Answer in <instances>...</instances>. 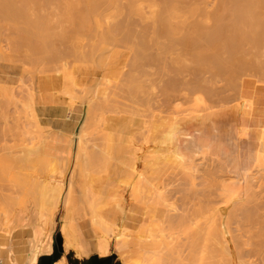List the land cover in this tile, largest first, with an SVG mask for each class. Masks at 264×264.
Returning <instances> with one entry per match:
<instances>
[{
    "label": "bare ground",
    "instance_id": "bare-ground-1",
    "mask_svg": "<svg viewBox=\"0 0 264 264\" xmlns=\"http://www.w3.org/2000/svg\"><path fill=\"white\" fill-rule=\"evenodd\" d=\"M95 30L96 41L85 49L84 36ZM178 46L177 56L168 62L169 48ZM70 56H74V64L68 61ZM263 59L264 0H0L1 114L10 116V107L3 110L9 104L15 111L20 108L16 85L23 81L21 72L27 71L32 79L27 107L35 113H31L35 118L31 121L33 126L39 128L34 130L32 138H27L26 126H20L23 132L19 136L15 126L11 129L9 117H3L11 122L9 133L20 137V143H16V137L13 141L4 130H10L9 124L0 119L7 125L0 123L5 126L0 127V134L5 136H0V181H6L8 175L14 177L8 179L13 182L9 187L0 184V195L8 197L14 209L19 204L24 206L14 214L17 218L13 219L14 223L18 222L21 227L30 224L34 232L29 261L23 257L13 262L9 249L8 260L12 264H41L47 237L44 224L54 219L60 204L68 207L74 200L85 208L90 224L98 227L99 233L86 235L102 255L108 250V236L114 235L115 228L119 227L123 234L132 232L136 221L132 220L130 206L116 203L105 210L106 196L79 184L86 169L98 164L113 181L134 175L132 149L127 145V118L116 119L119 134L113 138L109 133L107 141L112 143L103 146L89 143L87 121L90 114L96 116V110L102 108V103L95 99L103 97L108 101L110 98L106 84L113 80L109 76L119 77L121 87L126 88L134 101H139L144 91L150 89L145 78L147 68L155 61H165V67L172 73L165 88L167 114L155 115L153 127L157 125V128L152 129V134L154 140L170 151L171 157L166 160L172 164H163V171L156 169L158 172L151 173L155 175L150 174V179L145 175L148 180L142 174L141 177L147 180L143 183L146 186L147 183L152 186V182L156 185L160 179L161 184L169 186L164 189L167 195L160 190L162 196H180L173 201L171 198V203L166 198L170 204H164L162 198L163 211H166L160 215L161 208L155 213L162 217L166 231L160 225L159 234L165 238L163 243H146L144 253L152 254L155 263L143 254L145 264L150 260V264H264V175L261 173L264 171V117L260 118L257 109L259 101L246 86L245 79L233 82L237 98L241 100L233 106L228 95L211 105L213 91L206 86L224 76L233 80L254 71L260 76L255 88H264ZM17 62H23L25 67ZM84 67L88 69L85 68L86 75L82 76L80 69ZM85 97L88 101L80 102L82 116L78 130L68 135L71 152L61 158L66 159L64 163L70 158L73 160L71 175L64 184V179L62 182L57 179L61 176L53 174L55 167L61 165L55 152L59 150L48 149L51 145L47 141L43 106L38 104L65 100L74 107L78 99ZM190 100L199 102L204 109L198 113L182 109V102ZM17 117H21L20 113ZM258 125L260 129L256 128ZM6 134L13 143L7 140ZM50 166L54 168L53 173ZM165 166L172 167L171 171L165 170ZM60 167L59 172L65 170ZM33 168H38V172ZM153 176L159 181H154ZM18 186L25 193L22 200L11 196L17 195L15 187ZM135 194L136 198L140 195L142 198V190ZM154 198L157 197L154 195ZM172 207L178 210L177 214H173ZM119 210L124 213H115ZM146 237L143 236L144 240ZM157 245L162 246L161 250ZM87 248L83 253L91 251ZM3 249L4 246L0 247V251ZM51 250L50 246L47 253Z\"/></svg>",
    "mask_w": 264,
    "mask_h": 264
},
{
    "label": "rangeland",
    "instance_id": "rangeland-1",
    "mask_svg": "<svg viewBox=\"0 0 264 264\" xmlns=\"http://www.w3.org/2000/svg\"><path fill=\"white\" fill-rule=\"evenodd\" d=\"M144 5H146V3H144ZM147 9H145V10H147ZM96 32H97V30H95L94 32H91L88 35L84 36L83 43L86 44L85 49H89L92 46L91 44H93L96 41V39H97V37L95 36ZM179 48H180V46L169 48L168 53L166 54L168 62H170L171 59H173V58H175L177 56V53L180 50ZM74 60H75L74 56H70L68 58V61L72 62L73 64H74ZM17 64H20L22 67H25V64L23 62H17ZM88 65H92V64H88ZM75 66H78V64H76ZM85 68L86 67H84L82 69L79 68L80 72L82 73V76L86 75ZM86 69H88V68H86ZM147 70L149 72H148V76H145V78H146V80L148 79V84H149V88L150 89L148 91L147 90L144 91L143 97L141 96L139 98V101H134V99H132L130 97V94H128L126 88L121 87V85H120L121 81H120L119 77L109 76V78L113 80V81L107 82V84H106L109 87L110 98L108 99V101L103 99V97L96 98L95 100L97 102H101L102 103V108L101 109L98 108L96 110V113L98 112V114H96V116H95V113H93L92 115L90 114V116H88V121H87V123H88V126H87L88 135L87 136H88V140H91V142L89 141V143L93 142V143H96V144H99V145H102V144L106 145L107 143H112V141L111 142L107 141L109 133L114 135L113 138H116V136L119 134V130L117 129V124H116V119L121 118V117L122 118L123 117L127 118L126 122H128L127 123V128H128V131H129V133L127 134V137L129 138V141L131 142V143H129V141H127V145H129L130 148L132 149L131 150L132 151V156L131 157H132V164H133L132 166H133V172H134L133 174L134 175L132 176V180H131L130 184L129 183L127 184V182H121V181H123L122 177H119L120 180L115 181L116 182V186H118V189H121L122 191H124L125 200H124V198H119L117 200L116 199L110 200V199L105 197L106 198L105 202L107 204L104 206V208H105V210H108L111 207H114L116 203L122 204L124 206L127 205V207L130 206L133 209L132 210V220L136 221L134 224H137L139 222L140 212H141L140 206L142 205L144 208H146V210H147L146 211V213H147L146 214V224L148 225V227L151 226V230L147 231L146 234H144V235L139 237L141 242L145 246L142 245L140 247L141 249L139 251H140V255L141 256H140V260H139L138 264H142V260L144 261L143 262L144 264L147 263L144 260L145 257L143 256V254L144 255L146 254V253H144V250H145L144 247H146V245H147L146 243H150V242H152V243H156V242L163 243L162 241H164L165 237L163 238V237L160 236V234H159L160 227L159 226L161 225L162 228L165 229L164 231H166V228L163 226V222L161 220L162 217L159 216V215H156V213L158 212V210L160 212L161 208H162L161 210L163 211V206H162L163 205V203H162L163 200H164L163 201L164 204L165 203L167 204V202L169 203V201L171 203V198H172V201H173L174 197H175V195L173 197L172 194L171 195L169 194V196H172V197L168 196V198H167V196H166L167 194H166L164 189H166V188L168 189L169 186L166 185L167 186L166 187L164 182H162V184H161V179H160V183L156 182L157 183L156 185H155V182H152L153 178L151 179V182H152L151 185L152 186H149L150 184H148V183H147L148 186L143 184L144 182L145 183L147 182L149 175L151 173H154V172L157 173L158 171H155V170L156 169L158 170V169L162 168L163 164L164 165L166 164V166H167V162L172 164L171 161H168L169 160L168 157H171V156H169L170 151H168V150H166L164 148L165 147V146H163L164 144L162 145L158 141L154 140V136L155 135L153 136V134H152V129H154V128L156 129L157 128L156 127L157 125L155 127H153L154 124L156 123L155 122V120H156L155 115L167 114V112L165 111L166 106H164V99L167 98V96L165 94V88H166V82H167V80L169 79V76L172 73H170L168 68L165 67V61H155V62H153L151 64V67L147 68ZM21 75H22L21 77H22L23 81L22 82H18L17 85H16L17 88H18V89H16L17 90L16 98L20 101L19 102L20 108L18 109V111L17 110L15 111V109H12V108H14V106H10V104L8 103L9 106H7L8 105L7 104L6 105L7 107H4L3 110L5 111V108H7V110H8V107H10V109L8 110L9 113H10V116L8 115L9 113L7 114L8 116H3L4 115L3 113H5V112H2V114H1L2 110H0V117L2 115V117L0 119L2 120L3 117H6V119H8V117H9L8 120L11 121L13 125L11 124V126H10L9 123H11V122L6 120L5 118L4 119L7 121V125L8 124L9 125L8 126L5 125V123L3 121H0V123L2 122L3 125L7 126L8 129H10V127L12 129V127L15 126L16 128L15 127L14 128L17 131L20 132V133L18 132L19 136L21 135V132H23V131H21V129H20L21 127L20 126H22V128H24V125H25L26 126L25 127L26 131H27V138L28 137L32 138L34 130L35 131L39 130V128H37L36 126H33L34 123L31 122L32 118H34L33 115H35V113H32L34 111H32L31 107H27L28 104H29L28 103L29 97H27L28 96L27 92H28L29 87L32 86V79L30 77V73H28L27 71L21 72ZM242 79H245L246 81L250 82L252 85H259V83H260V76H259L258 73L254 72V71H247V72H245L243 74H240L238 78L233 79V80H230L229 77L224 76V77L221 78V80L219 82H212V83H209L208 85H206V86H208V88H210L213 91V97L211 98L212 101H211L210 104L214 105V104L218 103L219 99L220 98L224 99L223 97H225L226 95L230 96L231 99H232L230 105L233 106V105L237 104L238 102H240L241 100L237 98V93L234 90L233 82L236 83V82H239ZM148 92H150V93H148ZM149 94H150V96H148ZM78 101L79 102L82 101V102L85 103V102L88 101V97H85L82 100L78 99ZM182 104H183L181 106L182 109L183 108L184 109L189 108L190 111H192L194 113H198L200 109H204L203 107H205V106H202V104H200L199 102L192 101V100H190L189 102H182ZM13 111H15V113ZM17 112L20 113V115H21L20 118L17 117V114H19ZM31 113L33 115H31ZM15 114H16L17 121L19 119L21 121H18V122L14 121V120H16V118H14ZM236 115L240 116V113L237 112ZM12 117L14 118V120H13ZM28 117L31 118V120L28 121ZM141 120H146V123H143L144 127L142 126L143 124H142ZM28 122H31V124L29 125ZM133 124H134V126H133ZM5 126L1 125L0 127L3 128ZM132 128H133V130H132ZM11 129L8 130V131L6 129H4V130L6 131V133L8 132V134H10L9 131H11ZM149 129H151V130H149ZM14 135H16V134H14ZM14 135L12 136L10 134V136H12V138H13V141H15L14 137H16ZM0 136H1V138H2V136L5 138V136L2 135V134H0ZM7 136H9V135H7ZM10 136L8 137L7 140H10L9 142L13 143L11 141V139H9ZM16 140H17V141H15L16 143L17 142L20 143V141H19L20 137H19V139L16 137ZM33 141L36 142L37 139H33ZM1 143H3V141ZM135 147H136L137 150L135 149ZM134 150H136L135 153H134ZM109 151L111 153V150H109ZM166 159H168V160H166ZM65 160L64 159L61 160V161L58 160L61 163L62 167H63V165L66 166V164H68L66 167H63L65 170H60L61 172H59V170H57V169H59V167L61 165H58L59 167H55L57 169H56V171H54V173H53V170H54L53 166H50V168L51 167L53 168V169L51 168L52 172L50 171L51 169L50 168L48 169V167H47L49 172L53 173L55 176H57V177L61 176L60 178H57V177L56 178L59 179L58 181H60V182H62L63 179H64V181H63L64 184H65V182L67 183L68 176L71 175L70 171H71L72 165H73V162H72L73 160L71 158H70V160H68L67 163H64V162H66ZM62 161H63V163H62ZM69 161H71V162H69ZM35 167H37V166H35ZM135 167H136V169H135ZM63 168L60 167V169H63ZM163 168L160 171H163ZM34 169L35 170L36 169L39 170L38 168H33V170ZM166 169H168V168L166 167L165 170ZM170 169H172V167L168 169V172L171 171ZM37 170L34 171V172H38ZM48 170H47V172H48ZM138 170H139L140 173H138ZM32 171H28V173H32ZM55 172H57V174ZM261 173H262V175H264V171L261 172ZM141 174L144 175V176L145 175L148 176V177H146V176L144 177L143 176V178H146L147 180L143 179L141 177L142 176ZM151 175H155V174H151ZM2 176H5V175L2 174ZM8 176H9V178H7ZM8 176L4 177L5 179L2 177L4 180H6V178H7V180L4 181V182H2L3 180H1L0 184L4 183V185L7 184V187H9L8 184H12L13 182L11 183L10 181H8V179L10 180V177L12 179L14 177H12L11 175H8ZM150 177H152V176H150ZM150 177H149V179H150ZM156 177H157V174H156ZM115 178H116V175H115ZM127 178H129V177H127ZM60 179H62V180H60ZM156 179H158V178H156ZM156 179L154 177V181ZM110 180H112V178H109L108 176H106L105 172L101 170V166H99V164H98V166L97 165L96 166H91V167H89V169H86V172H85L84 176H82L79 179V184L81 186L85 184L88 189L96 190L95 188H97L96 187L97 184L100 186L103 182L110 181ZM143 180H145V181H143ZM158 181H159V179H158ZM139 183H141V184H139ZM138 184L141 185V186H139ZM158 184H160L161 186L159 185V187L157 189L156 187H157ZM14 186H16V185H14ZM163 186H165V188ZM16 187H15V193L17 192L16 193L17 195L14 194V192H13L14 187H13L12 192H13L14 195H11V196L13 198H15V199L18 198V200H19V198H20V200L24 199L25 193L22 191L23 189L22 188L20 189L19 186H18V188H16ZM132 187L135 189V190L133 189L134 191H132ZM160 187H163V188H160ZM161 189H162V192L160 191ZM138 190H142V198L141 199L139 198L141 196L140 194H139L140 196H138L136 198L135 192L138 191ZM163 190H164V192L166 194V195L164 194V196H162ZM10 191L8 189V193ZM25 192H26V190H25ZM119 192H120V190H119ZM156 192H158V193L161 192L162 194L161 193L160 194H156ZM167 192H168V190H167ZM133 193L135 195H133ZM3 194L7 195L6 193H3ZM9 194H11V193H9ZM74 195L79 196L78 193H76ZM137 195H138V193H137ZM154 195L157 198H154ZM158 196L160 197V199H159ZM179 196H180V194L176 195V197H179ZM3 197L4 196L0 195V211H1L0 212V232L4 233L3 237H4V240H5V244H4L5 246H4V249L0 251V264H12V262L8 260V249H9L10 245L13 244V239L16 240L17 237H18V236H15L14 231L19 229V228H25V227L18 226L19 225L18 222L14 223L13 219L17 220V218H14V214L16 212L18 213V210H20L21 208H24V206L22 204L21 205L19 204V206H15L14 205L15 206V209H14L13 208V203H11L10 199L8 197H6V198L5 197L3 198ZM176 197H175V199H176ZM151 198H153V199H151ZM162 198H163V200H162ZM166 198L169 201H167ZM159 200H160L161 204L159 202H157ZM125 201H127V204L125 203ZM152 201H153L154 204L152 203ZM130 203H132V204H130ZM159 204L162 207L159 206ZM8 207H9V209H8ZM12 208H13V210H12ZM66 208L67 207H65L64 204H60L55 210L54 219L53 220H48V223H51V224L50 225H48V223L44 224L45 235L47 236L48 232L51 233L52 250L49 253H46V251L42 252V257L43 256L55 257V255L58 252L59 256H58L57 260L53 264H91V259L93 257H97L96 261H101L100 264H120L118 262L119 261L118 259H119V256H120L119 252L123 248H125L127 246L128 239L130 237V232L126 233L127 235L123 234L122 231L119 229V227L115 228L116 230L114 231V235L108 236L109 237V242L107 244L108 250L105 253V255H102L101 253L97 252V250H95L93 248L91 249V251L88 254L83 253L82 250H84V249H82L79 246L80 244H78V243H76V245H73V246H69L66 243L63 246V249L60 247L57 235L60 232L62 233V230L60 229V231H59L58 229L61 226L60 222L64 221L63 220L64 214H65L64 210ZM168 209H169V207H168ZM156 210H157V212H156ZM162 211H161L160 215L162 213H164L166 210L163 211V212ZM167 211L169 212L170 210H167ZM171 211L173 212V214L175 212H176L175 214H177L178 210L175 211V209L172 207ZM171 211L169 213H171ZM151 215H155V216H152V218H151L150 217ZM16 216H17V214H16ZM148 216L151 218L150 222L148 220ZM157 216H158V221L160 220L161 222L160 221L158 222L156 220ZM52 223H53V225H52ZM54 223H55V225H54ZM29 225L27 224V227H29ZM89 227L90 228H94V226L91 225V224L89 225ZM95 228H98V227L95 226ZM162 228H161V232H160L161 235L164 234ZM117 229L119 230L118 233L116 232ZM149 232L152 233V236H151V233H149ZM13 234H14V236H13ZM173 234H172V236H173ZM175 235L177 236L178 234L175 233L174 236ZM143 236H144V238L147 236L146 237L147 239L144 240ZM153 236H156L155 238H159L160 237V239H153ZM162 238H163V240H162ZM4 240H1V241L4 242ZM170 240H171V238H170ZM19 241H22V239L18 238L17 242H19ZM23 241H25V240H23ZM26 246H27L28 252H29L30 245H26ZM156 247H157V249H160V247H162V246L161 245H157ZM145 252H146V250H145ZM152 256H153L152 254H148L146 256V258L147 259L148 258L151 259V258H153ZM156 257L158 258L157 254H156ZM162 257H165V256L163 255ZM74 259H78L79 263L77 261L75 262ZM168 259L169 258H167L166 261H169ZM152 260L154 262V258ZM12 261L14 262L13 259H12ZM28 261H29V259H28ZM148 263L150 264L151 260ZM156 263H158V262H156ZM29 264H30V262H29ZM165 264H167V262Z\"/></svg>",
    "mask_w": 264,
    "mask_h": 264
},
{
    "label": "crops",
    "instance_id": "crops-1",
    "mask_svg": "<svg viewBox=\"0 0 264 264\" xmlns=\"http://www.w3.org/2000/svg\"><path fill=\"white\" fill-rule=\"evenodd\" d=\"M246 82H247L246 86L248 87V89L253 93V95H255L258 98L259 102H258L257 109L259 111V115L261 116L260 118H263L264 117V88L256 89L255 88L256 85H252L248 81ZM80 104H81L80 102H77L76 106L71 107L68 104V102H66L65 100H56L53 102H45L42 104H38V105L43 106L42 112H43V120L45 122L44 124L47 127L46 128V131H47L46 134L48 136L47 141L51 145V148H48V149L50 151L54 148L59 150V151H55L57 152V156H56L57 160H63L61 158H65L69 154V152H71V143H70L71 140L68 135L76 132L80 125V120L82 116V107ZM64 124L67 125V127ZM62 125L65 127V129L62 128L63 127ZM256 128L260 129L259 125ZM122 180L123 181L121 182H127V184L128 183L130 184L132 180V176H129V178L127 177L122 178ZM109 183H111V185H109ZM96 187L97 188H95L96 189L95 191L98 194L101 193L103 196H106V198L111 197V199H113L114 196H117L118 197L117 199L124 198V191H122L121 189H118V186H116V182L113 180L103 182L100 186L97 184ZM125 203L127 204V201H125ZM140 208H141V212H140L139 222L130 230L132 232L130 233L127 246L119 252L120 256H119L118 262L120 264H138L140 260V256H141L140 251L138 250H140L141 249L140 247L144 245L141 242L139 236H142L146 234L147 231L151 230V226L148 227V225L146 224V214H147L146 211L147 210L142 205L140 206ZM64 211H65V214L63 217L64 221L60 222L61 226L58 229L59 231L61 229L62 233L60 232L57 235L60 247L63 249V246L66 243L69 246H73V245H76V243H78L80 244L79 246L84 250H86L87 246H88L87 250L88 249L91 250L92 248L95 249V242L91 238H89L88 237L89 235H86V233L90 234V237H91L93 236V233L95 234L99 233V230L95 227L94 228L89 227L91 221H90V218L87 217L88 215L85 211V208L81 204H79L77 201L74 200V202L69 204V206ZM78 213H81V214H78ZM115 213L123 214L124 211L120 212L119 210V212H115ZM152 216H155V215H151L150 217L152 218ZM150 217L148 216L149 222L151 221ZM82 223L86 225L84 224L80 225ZM116 232L118 233L119 230L117 229ZM14 234L15 236H18V237L16 240L13 239V244L10 245L9 247L10 258L13 259L14 262H19L23 257L27 258L28 260L31 250H29L28 252V248L26 245H30V249H31L30 243L32 242L31 241L32 237L34 236L33 229L31 227L19 228L14 231ZM3 235L4 233L0 232V247L5 246L4 245L5 240H4ZM18 238L19 239L21 238L22 241L17 242ZM1 240H4V242H2ZM50 246L52 248V237H51V233L48 232L47 237L44 242V246L42 248V252L46 251L47 253V250ZM42 252L40 256V261L42 257ZM74 261L75 262L77 261L79 263L78 259H74Z\"/></svg>",
    "mask_w": 264,
    "mask_h": 264
},
{
    "label": "water",
    "instance_id": "water-1",
    "mask_svg": "<svg viewBox=\"0 0 264 264\" xmlns=\"http://www.w3.org/2000/svg\"><path fill=\"white\" fill-rule=\"evenodd\" d=\"M58 256H59L58 252L55 255V257L43 256L41 257V264H53L57 260ZM96 260H97V257H93L91 259V264H100L101 261H96Z\"/></svg>",
    "mask_w": 264,
    "mask_h": 264
}]
</instances>
